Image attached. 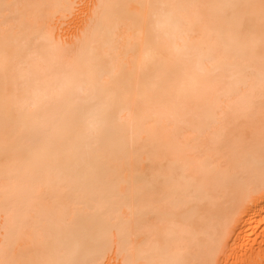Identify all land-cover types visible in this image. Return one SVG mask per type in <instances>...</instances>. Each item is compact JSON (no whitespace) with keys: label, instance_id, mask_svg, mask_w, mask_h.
Segmentation results:
<instances>
[{"label":"bare ground","instance_id":"obj_1","mask_svg":"<svg viewBox=\"0 0 264 264\" xmlns=\"http://www.w3.org/2000/svg\"><path fill=\"white\" fill-rule=\"evenodd\" d=\"M0 264H264V0H0Z\"/></svg>","mask_w":264,"mask_h":264}]
</instances>
